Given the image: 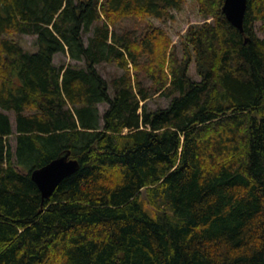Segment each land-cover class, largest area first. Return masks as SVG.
Returning <instances> with one entry per match:
<instances>
[{
    "label": "trees",
    "instance_id": "trees-1",
    "mask_svg": "<svg viewBox=\"0 0 264 264\" xmlns=\"http://www.w3.org/2000/svg\"><path fill=\"white\" fill-rule=\"evenodd\" d=\"M198 1L180 58L148 18L186 0H0V264H264V0Z\"/></svg>",
    "mask_w": 264,
    "mask_h": 264
},
{
    "label": "rangeland",
    "instance_id": "rangeland-1",
    "mask_svg": "<svg viewBox=\"0 0 264 264\" xmlns=\"http://www.w3.org/2000/svg\"><path fill=\"white\" fill-rule=\"evenodd\" d=\"M201 3L198 0H186V3L183 5L181 10H173V19L168 20H158L155 18H148V21L153 25L154 28H160L168 33L169 37L172 40V46L176 44L178 47V55L180 58L183 57V45L182 40L187 35L189 29L192 26H200L205 22H211L213 20L212 17L205 19L201 13ZM260 37H263L264 34L258 32ZM87 35L85 36V41L87 42ZM19 41L22 43L25 49L29 51H35L37 48L34 45L35 37L31 36H22L19 37ZM55 63L59 66L62 65L64 62H68L69 58L65 57L62 54H57L55 56ZM100 71L104 78L107 80H111L113 77L122 75L123 70L119 69L114 65H104L100 67ZM190 76L199 81L200 77L196 72V66L193 62L190 66ZM149 85L151 81L147 82ZM158 96V95H157ZM154 97L150 101L147 102L149 108L152 109H159V108H166L170 104V99L166 97ZM107 104L100 105V112L103 115L104 112L107 110ZM12 118V122L15 125V117L13 114H10ZM15 139H12V144L15 146Z\"/></svg>",
    "mask_w": 264,
    "mask_h": 264
},
{
    "label": "water",
    "instance_id": "water-1",
    "mask_svg": "<svg viewBox=\"0 0 264 264\" xmlns=\"http://www.w3.org/2000/svg\"><path fill=\"white\" fill-rule=\"evenodd\" d=\"M248 0H225L223 11L233 26L244 31V18ZM79 163L62 155L47 166L35 170L32 179L39 187L43 198H49L58 185L67 177L77 172Z\"/></svg>",
    "mask_w": 264,
    "mask_h": 264
}]
</instances>
